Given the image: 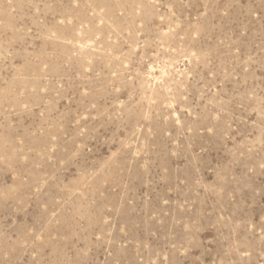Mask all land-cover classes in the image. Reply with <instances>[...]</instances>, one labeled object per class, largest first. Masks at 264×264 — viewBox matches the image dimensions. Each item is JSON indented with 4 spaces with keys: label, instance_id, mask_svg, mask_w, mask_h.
<instances>
[{
    "label": "rangeland",
    "instance_id": "374dc122",
    "mask_svg": "<svg viewBox=\"0 0 264 264\" xmlns=\"http://www.w3.org/2000/svg\"><path fill=\"white\" fill-rule=\"evenodd\" d=\"M0 264H264V0H0Z\"/></svg>",
    "mask_w": 264,
    "mask_h": 264
}]
</instances>
